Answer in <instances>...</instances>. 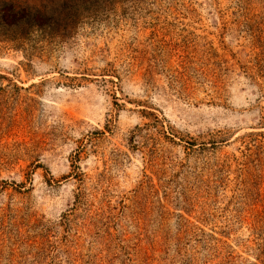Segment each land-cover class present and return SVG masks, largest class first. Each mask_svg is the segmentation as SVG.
I'll return each instance as SVG.
<instances>
[{
    "label": "rangeland",
    "instance_id": "obj_1",
    "mask_svg": "<svg viewBox=\"0 0 264 264\" xmlns=\"http://www.w3.org/2000/svg\"><path fill=\"white\" fill-rule=\"evenodd\" d=\"M0 264H264V0H0Z\"/></svg>",
    "mask_w": 264,
    "mask_h": 264
}]
</instances>
